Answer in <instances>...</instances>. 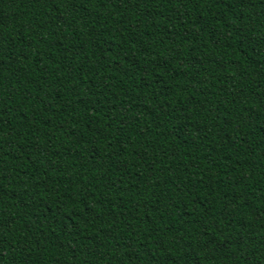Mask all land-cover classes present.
Instances as JSON below:
<instances>
[{"label":"trees","instance_id":"16d2710c","mask_svg":"<svg viewBox=\"0 0 264 264\" xmlns=\"http://www.w3.org/2000/svg\"><path fill=\"white\" fill-rule=\"evenodd\" d=\"M0 264H264V0H0Z\"/></svg>","mask_w":264,"mask_h":264}]
</instances>
